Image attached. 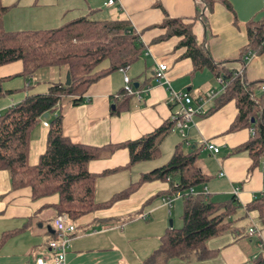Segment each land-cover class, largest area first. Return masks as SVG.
I'll list each match as a JSON object with an SVG mask.
<instances>
[{
	"label": "crops",
	"instance_id": "1",
	"mask_svg": "<svg viewBox=\"0 0 264 264\" xmlns=\"http://www.w3.org/2000/svg\"><path fill=\"white\" fill-rule=\"evenodd\" d=\"M18 1L2 4L10 7L3 18V28L6 31H35L37 28L30 26V22L13 19L12 14L20 10ZM69 1L66 6H55L51 16L56 19L45 25L66 17L68 19L60 25L77 18H93L95 22L126 21L143 45L142 56L137 62L123 72H112L92 84L83 95L82 103L60 102L63 135L71 141L104 148L137 140L170 121L175 109L167 103L169 89L195 98L217 86L208 69L193 71L190 59L182 57L185 48H178L179 38L158 41L165 34L158 26L166 18L187 21L195 16V0H117L113 6L105 5L107 0H76L78 4ZM225 1L233 12L220 2L216 3L212 12L206 13V26L195 22L193 33L197 42L207 48L214 63L227 70L242 71L248 82H260V86L264 84V53L247 54L243 62L239 59L242 47L248 42L246 25L252 20L264 21V5L261 0ZM160 65L167 69L159 82L154 74ZM42 71L25 78L19 75L22 72L20 62L0 67V113L21 102L26 95L44 94L52 84L65 81L64 70L51 71L49 83L52 84L44 86L48 87L46 91L44 88L39 90L43 92H34L37 90L31 83L47 79ZM198 74L199 79H196ZM124 76L133 88L135 85V94H126L129 100L121 103ZM259 86L256 96L263 94ZM118 108L119 113L112 114ZM236 115L234 102H229L208 116H195L181 141L174 135V132L179 134L175 128L162 140L159 155L153 161L124 168L129 156L126 149L119 148L89 162V173L99 175L95 201H109L143 174L163 166L176 145L183 143L185 148H200L203 157L199 159V154L197 165L208 179L195 190L201 192L205 188L209 200L216 203L234 197L239 207L231 217L228 229L206 243L212 253L210 258L192 263L173 260L169 264H245L254 260L264 253L261 247L264 245V225L256 213L245 212V207L264 190V156L259 165L251 169L248 154L235 153L252 135L249 129L228 133ZM46 132L37 125L32 135L29 148L32 165L45 150ZM204 142H212L219 152L214 155L204 151L201 148ZM163 150L172 151L165 162L159 158ZM170 187L168 181L143 183L127 199L78 219L74 223L66 264H143L158 249L161 236L170 229L169 219L172 223L174 219H180L183 200L176 199L170 206L164 201ZM57 202V195L32 201L28 188L12 190L8 173L0 170V239L4 234L16 232L0 245V264H34L37 258L49 256L48 243L56 236L53 207ZM250 227L256 229L252 236L247 234Z\"/></svg>",
	"mask_w": 264,
	"mask_h": 264
},
{
	"label": "trees",
	"instance_id": "2",
	"mask_svg": "<svg viewBox=\"0 0 264 264\" xmlns=\"http://www.w3.org/2000/svg\"><path fill=\"white\" fill-rule=\"evenodd\" d=\"M218 2L233 12L225 0H195V16L187 21L166 18L158 26L165 31L158 41L179 38L178 48H185L182 57L190 59L194 72L208 69L215 79L223 77L228 84L226 91L201 117L234 102L237 115L228 133L242 129L252 131L249 140L235 153H247L253 169L264 156V93L256 96L260 82H248L243 73L238 75L236 71L214 63L207 48L197 42L193 33L195 22L206 26V13H211ZM9 8L3 6L0 0V67L20 62L22 72L19 75L25 78L48 68L62 69L70 74L69 86L52 84L46 93L28 95L0 114V170L8 173L12 190L28 188L32 201L57 195L58 202L53 207L56 217L64 215L75 226L74 223L81 217L127 199L143 183L169 179L171 187L166 197H171L176 192L174 184H178V191L186 192L207 182V176L197 165L200 148H185L180 143L163 166L143 174L137 182L109 201L97 203L95 185L99 175L89 173L88 163L119 148L128 152L129 161L124 168L153 161L159 155L162 140L174 129V125L168 121L152 133L120 145L89 147L63 135L60 102L63 97H68L73 104L82 103L83 95L92 84L137 62L143 51L140 37L126 21L95 22L85 18H77L52 29L6 31L3 18ZM246 32L248 42L240 51L241 62L249 53H264V21H249ZM120 97L121 103L129 100L124 90ZM119 110L115 109L112 114H118ZM45 114L49 124L45 150L37 163L32 165L29 163L30 142ZM182 200L181 225L166 230L158 249L143 264H157L159 260L171 259L185 263L207 260L212 253L206 243L228 229L230 219L239 207L234 197L223 203L210 201L206 194ZM245 212L256 213L264 225V190L245 207ZM15 233L4 234L0 245ZM245 264H264V253Z\"/></svg>",
	"mask_w": 264,
	"mask_h": 264
},
{
	"label": "built area",
	"instance_id": "3",
	"mask_svg": "<svg viewBox=\"0 0 264 264\" xmlns=\"http://www.w3.org/2000/svg\"><path fill=\"white\" fill-rule=\"evenodd\" d=\"M117 0H107V6H113ZM262 5H264V0H261ZM264 47V41L262 42ZM252 53H249V56H252ZM167 67L160 65L155 71V78L160 82L164 78V73ZM125 69H120L124 71ZM242 71H238L237 74L241 75ZM217 86L208 90L203 95L197 96L195 98L191 97L189 94L184 92H174L169 89V95L167 103L169 106L174 107L175 111L170 117V122L173 123L174 128L177 130L181 137L185 136V130L188 128L190 123L195 116H204L208 113L213 101L221 94L226 91L227 83L224 81L222 76L216 78ZM124 91L128 95H134L135 90L132 86L131 81L127 76H124ZM146 89L145 92H147ZM260 91L264 93V84L260 85ZM1 114V113H0ZM40 129H48L49 124L46 119L41 118L38 122ZM252 132V131H251ZM204 151H207L211 154H217L219 149L212 142H204L201 147ZM169 182V179H168ZM173 188L176 189V192L171 197H165L164 201L168 206L171 205V202L176 199H184L189 196H195L200 194H205L206 189L203 188L201 192L195 190V188L189 189L186 192L178 191V184H174ZM237 193V190L234 191V194ZM54 228L56 236L53 240L48 243L49 256L48 257H39L36 259L34 264H66V253L69 248L72 235L75 231V226L71 224L66 216L60 215L57 216L54 221ZM256 233L254 227H250L247 231L249 236H252ZM264 249V245L261 246Z\"/></svg>",
	"mask_w": 264,
	"mask_h": 264
},
{
	"label": "rangeland",
	"instance_id": "4",
	"mask_svg": "<svg viewBox=\"0 0 264 264\" xmlns=\"http://www.w3.org/2000/svg\"><path fill=\"white\" fill-rule=\"evenodd\" d=\"M70 1L75 3V4H78V2H76V0H70ZM8 2H10V0H1L2 4L8 3ZM18 3H19L20 10L17 12H14V14H12L13 15L12 17H14L13 19L16 18V19H18L19 22H22V21L27 22V23L30 22L29 23L30 26H35L37 28L34 30H45V29L55 28V27L59 26L62 22L66 21L68 19V17H66L65 19H60L59 21H57L55 23H51V25H45L46 22H52L53 18L56 19L55 17L51 16V14H53V8H55V6H57L58 8L62 7V4L66 6L68 3V0H19ZM89 20L93 21V18H89ZM26 26H29V25H26ZM26 28H29V27H26ZM54 70H57V69H55V68L44 69L42 71V73L43 72L46 73L47 79L43 80L42 82L37 81L38 83H36V81H35V82L31 83L32 87L36 88V90H37L34 92H43V91H39V90H42L44 88H45V91L47 90L48 87H44V86L52 84L49 82L52 81L51 80V78H52L51 71H54ZM198 77H199V74L197 75L196 79H199ZM25 92H27V94H29L28 90H26ZM18 93H21V92H18ZM61 103L72 104V102L68 99V97H63L61 99ZM174 135L178 138L179 141H181L182 138L179 134H175V132H174ZM171 152L163 150V152L161 153V155L159 157L161 159V161L165 162L169 158ZM201 157H203V156L200 154L199 159ZM199 162H200V160L197 162V164H199ZM263 164H264V158L262 159V165ZM169 220H172V219H169ZM172 222H173V220H172ZM180 225H181L180 219H174L173 226L179 227ZM173 260H178V259H171L168 261L159 260L157 264H169V263H171L170 261H173Z\"/></svg>",
	"mask_w": 264,
	"mask_h": 264
},
{
	"label": "water",
	"instance_id": "5",
	"mask_svg": "<svg viewBox=\"0 0 264 264\" xmlns=\"http://www.w3.org/2000/svg\"><path fill=\"white\" fill-rule=\"evenodd\" d=\"M64 85L65 86H69L70 85V74L68 72H66L65 74V81H64ZM44 119H47L48 118V115L45 114L43 116ZM169 228L171 229L173 227V223H172V220H169ZM48 230H50V228H48Z\"/></svg>",
	"mask_w": 264,
	"mask_h": 264
}]
</instances>
